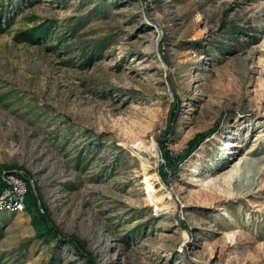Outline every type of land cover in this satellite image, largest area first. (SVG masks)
Here are the masks:
<instances>
[{"label":"rangeland","instance_id":"1","mask_svg":"<svg viewBox=\"0 0 264 264\" xmlns=\"http://www.w3.org/2000/svg\"><path fill=\"white\" fill-rule=\"evenodd\" d=\"M7 169L0 264H264V0H0Z\"/></svg>","mask_w":264,"mask_h":264},{"label":"built area","instance_id":"2","mask_svg":"<svg viewBox=\"0 0 264 264\" xmlns=\"http://www.w3.org/2000/svg\"><path fill=\"white\" fill-rule=\"evenodd\" d=\"M4 186L0 191V209L21 212L25 206L26 180L14 169L4 171Z\"/></svg>","mask_w":264,"mask_h":264},{"label":"trees","instance_id":"3","mask_svg":"<svg viewBox=\"0 0 264 264\" xmlns=\"http://www.w3.org/2000/svg\"><path fill=\"white\" fill-rule=\"evenodd\" d=\"M37 28H32L31 30H27V31H23V32H21V33H19V35L18 36H21V38L23 39V40H26V41H33V39H35L36 38V36L38 35V33H39V31L38 30H36ZM2 182V181H1ZM0 182V183H1ZM0 187H1V185H0ZM31 188H32V185H31V183L30 182H28V188H27V191H28V195H27V198H26V201H28L27 203H26V206L28 207V208H31V205L32 204H36V203H33V201L31 202ZM45 225H47V223H45ZM38 226H39V224H38ZM47 228H48V230L47 231H50V225L48 224L47 225ZM77 249H82L81 248V246L80 245H78L77 247H76Z\"/></svg>","mask_w":264,"mask_h":264},{"label":"bare ground","instance_id":"4","mask_svg":"<svg viewBox=\"0 0 264 264\" xmlns=\"http://www.w3.org/2000/svg\"><path fill=\"white\" fill-rule=\"evenodd\" d=\"M134 145H136V147H139L140 149L146 148L147 151H149L150 153H152V151H157V149H158V144H156L155 141H153L149 147H147V145H144V143L142 141H138V143H136ZM229 194L231 195L232 192L230 191Z\"/></svg>","mask_w":264,"mask_h":264}]
</instances>
